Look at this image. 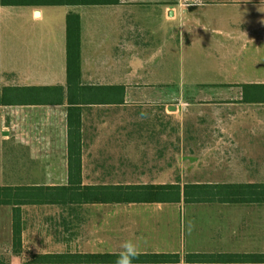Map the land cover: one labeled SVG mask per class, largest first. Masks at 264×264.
<instances>
[{"label": "crops", "instance_id": "obj_1", "mask_svg": "<svg viewBox=\"0 0 264 264\" xmlns=\"http://www.w3.org/2000/svg\"><path fill=\"white\" fill-rule=\"evenodd\" d=\"M69 17L79 18L81 41L72 83ZM71 114L81 117V186L70 183ZM252 184H264V0L0 3V188ZM59 193L0 205V264L117 254L129 239L139 255H179V264L264 256L261 203Z\"/></svg>", "mask_w": 264, "mask_h": 264}, {"label": "trees", "instance_id": "obj_2", "mask_svg": "<svg viewBox=\"0 0 264 264\" xmlns=\"http://www.w3.org/2000/svg\"><path fill=\"white\" fill-rule=\"evenodd\" d=\"M112 0H0L6 6H72V5H103ZM68 68L69 80L72 83L80 77V31L79 18L69 17L68 21ZM69 157L70 183L82 185V132L80 115L71 114L69 119ZM52 191L63 195H73L75 199L89 202L112 204H178L182 200L191 203L222 202V203H261L264 204V184L252 185H196L182 188L180 185L169 186H108L79 187V190L52 188H0V205H21L49 198ZM64 192V193H61ZM15 245H21V233L18 222L15 225ZM116 254L111 255H45L36 256L35 264H114ZM264 262V256H206L187 255L188 264L232 263V262ZM179 255L142 254L133 264H179Z\"/></svg>", "mask_w": 264, "mask_h": 264}, {"label": "clouds", "instance_id": "obj_3", "mask_svg": "<svg viewBox=\"0 0 264 264\" xmlns=\"http://www.w3.org/2000/svg\"><path fill=\"white\" fill-rule=\"evenodd\" d=\"M139 248L133 240H124L119 245L114 264H133L139 257Z\"/></svg>", "mask_w": 264, "mask_h": 264}, {"label": "built area", "instance_id": "obj_4", "mask_svg": "<svg viewBox=\"0 0 264 264\" xmlns=\"http://www.w3.org/2000/svg\"><path fill=\"white\" fill-rule=\"evenodd\" d=\"M185 4L195 7L204 4V0H185Z\"/></svg>", "mask_w": 264, "mask_h": 264}]
</instances>
